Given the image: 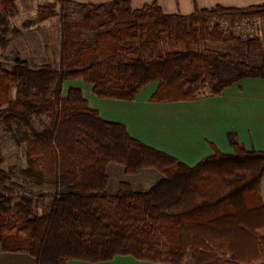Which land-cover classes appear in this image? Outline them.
<instances>
[{
  "label": "trees",
  "instance_id": "16d2710c",
  "mask_svg": "<svg viewBox=\"0 0 264 264\" xmlns=\"http://www.w3.org/2000/svg\"><path fill=\"white\" fill-rule=\"evenodd\" d=\"M81 12L63 18L59 68L0 61V125L16 146L24 145V180L56 188L52 208L33 217L35 198L20 193L0 152V246L24 253L35 264L65 261L103 263L130 257L153 264H256L264 259V204L259 181L264 152L246 150L228 135L231 155H213L188 167L129 136L125 126L103 120L82 92L63 83L80 80L100 99L133 101L158 82L151 102H187L219 96L242 79H264V50L258 39L225 35L214 17L264 15V3L243 9L215 7L189 16L166 15L156 5L139 10L129 0L78 3ZM14 0H0V49L10 43ZM56 4L37 8L28 28L53 18ZM18 33L17 30L12 31ZM217 45L236 44L251 63ZM237 52V51H235ZM234 71L220 78L217 71ZM13 93V94H12ZM51 127L37 131L34 120ZM108 164L126 175L154 169L163 179L147 192L121 184L106 193Z\"/></svg>",
  "mask_w": 264,
  "mask_h": 264
},
{
  "label": "crops",
  "instance_id": "0c3cea01",
  "mask_svg": "<svg viewBox=\"0 0 264 264\" xmlns=\"http://www.w3.org/2000/svg\"><path fill=\"white\" fill-rule=\"evenodd\" d=\"M78 3L104 4L112 0H71ZM264 0H129L132 10L156 4L166 15L189 16L196 10L215 7L243 9L261 5ZM222 30H230L236 37L248 35L258 39L264 50V15L251 17H214ZM243 39V38H241ZM158 82L144 87L133 101L100 99L92 86L80 80L63 83L62 94L70 88L79 89L88 107L109 122L125 126L131 138L165 153L188 167L213 155L214 150L231 155L233 149L228 135L246 150L264 152V79H242L225 89L219 96H208L187 102H151ZM106 193L114 195L121 184H128L134 192H147L163 179L154 169L139 170L126 175L124 167L108 164ZM259 196L264 204V175L259 181ZM264 235V232H261ZM0 264H35L24 253L3 252L0 246ZM64 264H92L68 260ZM95 264H153L130 257H115L112 261ZM256 264H264V259Z\"/></svg>",
  "mask_w": 264,
  "mask_h": 264
},
{
  "label": "rangeland",
  "instance_id": "374dc122",
  "mask_svg": "<svg viewBox=\"0 0 264 264\" xmlns=\"http://www.w3.org/2000/svg\"><path fill=\"white\" fill-rule=\"evenodd\" d=\"M59 1L60 0H14L18 14L15 18L10 20V32L7 36L10 39V43L5 50L0 49V61L6 70H10L17 59L26 62L31 67H40L44 64H50L54 69L59 68L63 18L70 21H79L82 17L81 12L63 6ZM50 3L56 4V15L53 18L28 28L23 27L25 22L35 20L37 8L40 5ZM215 21L216 20H210L208 27L212 28ZM221 27L220 29L223 31ZM14 30H17L18 33L12 32ZM223 32L225 35L230 34V30H224ZM233 34L236 36L238 35L235 33ZM247 37L248 35L241 36L243 40ZM207 45L215 46L224 51L231 48L233 49L231 54L232 57H240L248 63L254 60V58L246 55V50L244 48L236 44L221 46L208 43ZM217 73L220 78L224 79L232 76L234 71L220 68ZM33 126L37 131H42L51 127L46 118L34 120ZM24 151L25 146H16L10 134L0 125V152L4 157L2 169L13 172V181L22 188L20 193L35 198L32 216L38 217L44 212H49L51 210L56 188L51 184L35 185L23 179L20 171L26 167ZM184 264H190V259L186 258Z\"/></svg>",
  "mask_w": 264,
  "mask_h": 264
}]
</instances>
